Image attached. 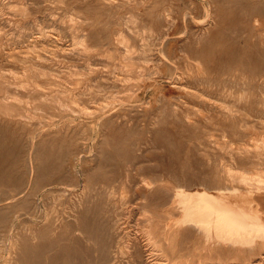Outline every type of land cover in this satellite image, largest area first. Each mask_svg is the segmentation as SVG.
<instances>
[{
	"label": "rangeland",
	"instance_id": "1",
	"mask_svg": "<svg viewBox=\"0 0 264 264\" xmlns=\"http://www.w3.org/2000/svg\"><path fill=\"white\" fill-rule=\"evenodd\" d=\"M242 175L264 177V0H0V264H264L180 206L234 186L264 212Z\"/></svg>",
	"mask_w": 264,
	"mask_h": 264
},
{
	"label": "bare ground",
	"instance_id": "2",
	"mask_svg": "<svg viewBox=\"0 0 264 264\" xmlns=\"http://www.w3.org/2000/svg\"><path fill=\"white\" fill-rule=\"evenodd\" d=\"M239 180L250 188L264 186V177L253 178L242 175ZM179 190L186 198L180 205L181 210L185 212L188 204L192 203L197 207H202L204 213H206L201 222L187 223L192 226L196 224L199 230H204L206 235L217 236L219 239L227 241L233 247L236 244H240L242 247L248 246L251 249L254 247L253 245H248L249 243H253L256 238L264 239V212L260 208L250 207V201L248 202L250 206L247 207L243 203L242 205L229 200V194L237 193L239 191L238 187L227 186L225 188H218L217 194L207 189L186 190L180 187ZM252 191L249 190L248 193L251 195ZM181 222L186 221L183 219ZM259 260L260 258L254 259L251 264H260Z\"/></svg>",
	"mask_w": 264,
	"mask_h": 264
}]
</instances>
